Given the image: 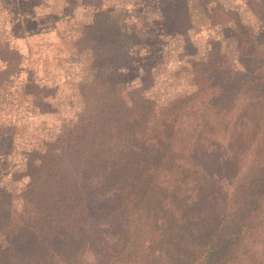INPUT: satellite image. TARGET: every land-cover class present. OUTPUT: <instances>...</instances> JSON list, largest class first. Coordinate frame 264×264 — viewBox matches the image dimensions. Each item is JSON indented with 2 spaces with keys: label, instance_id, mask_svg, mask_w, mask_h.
I'll return each mask as SVG.
<instances>
[{
  "label": "trees",
  "instance_id": "1",
  "mask_svg": "<svg viewBox=\"0 0 264 264\" xmlns=\"http://www.w3.org/2000/svg\"><path fill=\"white\" fill-rule=\"evenodd\" d=\"M94 7L60 36L59 52L87 69L84 80L66 83L80 88L82 113L34 134L24 189L0 188V264H263L253 248L264 226V43L237 18L231 34L210 39L189 89L159 105L144 97L148 74L128 81L116 23ZM216 8L214 0H170L160 13L187 28L194 11ZM255 15L264 25V0ZM54 80L29 71L28 120L64 103L49 101ZM249 160L256 165L234 192L235 215L231 183ZM203 179L223 189L211 211L189 196L192 180Z\"/></svg>",
  "mask_w": 264,
  "mask_h": 264
},
{
  "label": "rangeland",
  "instance_id": "2",
  "mask_svg": "<svg viewBox=\"0 0 264 264\" xmlns=\"http://www.w3.org/2000/svg\"><path fill=\"white\" fill-rule=\"evenodd\" d=\"M79 1L83 4L73 7L74 0H0V123L6 127L0 133V188L24 189L30 182L27 174L30 170L24 164L32 149L28 144L33 142L34 147H38L34 134L38 131L43 135L49 133L51 125L54 129L67 122L70 125L82 113L84 99L78 95L80 88L78 91L76 85L66 83L84 80L88 76L87 69L80 66L78 56L59 52L66 47L60 36L73 34L69 28L75 21L87 22L92 15L89 8L98 9L94 3L107 9L103 18L116 23V40L124 47L129 61L126 66L128 81L137 82L136 77L142 72L150 75L145 77L144 97L159 105L189 89L191 79L203 70V57L210 39L231 34L237 18L252 26L257 40L264 43V25L255 15L259 0H214L217 2L214 13L205 15L202 9L194 11V21L187 28L180 26L169 14L163 15L164 6L170 0ZM7 9L12 13L8 17ZM31 70H36L38 77H42L43 72L53 76L58 90L49 88V101L55 103L60 99L64 102L53 106L55 111L50 105L43 106L44 112L37 118H33L36 116L33 114L32 121L24 112V98L31 94V86L25 81ZM42 119L46 121V129L42 127ZM255 165L249 160L244 172L235 176L230 188L233 193L243 187ZM189 190L199 210L211 211L223 189L203 179L192 180ZM236 197L234 193L228 204L235 215L240 211V196ZM257 229L253 250L260 254L256 258L264 264V226ZM212 244L222 247L223 239Z\"/></svg>",
  "mask_w": 264,
  "mask_h": 264
}]
</instances>
